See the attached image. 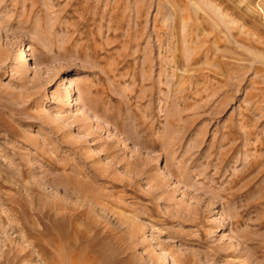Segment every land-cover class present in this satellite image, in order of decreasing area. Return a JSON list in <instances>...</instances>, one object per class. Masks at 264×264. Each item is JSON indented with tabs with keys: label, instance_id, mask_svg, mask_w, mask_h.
<instances>
[{
	"label": "rangeland",
	"instance_id": "1",
	"mask_svg": "<svg viewBox=\"0 0 264 264\" xmlns=\"http://www.w3.org/2000/svg\"><path fill=\"white\" fill-rule=\"evenodd\" d=\"M0 264H264V0H0Z\"/></svg>",
	"mask_w": 264,
	"mask_h": 264
},
{
	"label": "bare ground",
	"instance_id": "2",
	"mask_svg": "<svg viewBox=\"0 0 264 264\" xmlns=\"http://www.w3.org/2000/svg\"><path fill=\"white\" fill-rule=\"evenodd\" d=\"M23 59V58H22Z\"/></svg>",
	"mask_w": 264,
	"mask_h": 264
}]
</instances>
